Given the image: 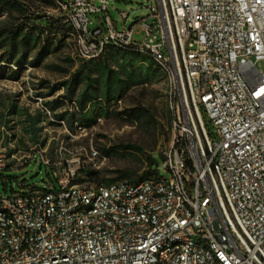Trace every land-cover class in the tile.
I'll use <instances>...</instances> for the list:
<instances>
[{"label":"built area","instance_id":"1","mask_svg":"<svg viewBox=\"0 0 264 264\" xmlns=\"http://www.w3.org/2000/svg\"><path fill=\"white\" fill-rule=\"evenodd\" d=\"M100 1L58 2L75 56L149 57L178 97L170 148L137 183L78 186L40 156L55 184L0 194V264H264V0H157L121 31Z\"/></svg>","mask_w":264,"mask_h":264},{"label":"rangeland","instance_id":"2","mask_svg":"<svg viewBox=\"0 0 264 264\" xmlns=\"http://www.w3.org/2000/svg\"><path fill=\"white\" fill-rule=\"evenodd\" d=\"M89 1L101 9L100 0ZM105 1L116 31L123 25L137 28L134 23L149 15L150 7L158 8L157 0ZM104 17L97 12L90 19ZM74 41L57 0H0L2 196L55 184L37 163L40 156L60 171L73 172L78 186L122 181L121 171H137L123 181H140L153 176L151 167L162 166L178 102L164 74L145 55L111 48L82 61ZM204 124L214 138V127ZM150 156L156 160L151 167ZM89 171L97 177L91 179Z\"/></svg>","mask_w":264,"mask_h":264},{"label":"trees","instance_id":"3","mask_svg":"<svg viewBox=\"0 0 264 264\" xmlns=\"http://www.w3.org/2000/svg\"><path fill=\"white\" fill-rule=\"evenodd\" d=\"M58 2H60V1H62V0H57ZM63 2V1H62ZM53 22L51 21L49 24H52ZM108 48H111V49H113V50H117V51H119V52H124V53H130V54H137V53H134V52H130V51H123V50H120V49H118V48H115V47H113V46H109ZM107 48V49H108ZM106 49V50H107ZM105 52V51H104ZM92 61V60H91ZM149 160H150V167L152 166V165H154L155 163H156V160H155V158L153 157V156H150L149 157ZM150 170L151 171H153L152 170V167L150 168ZM87 173V176H90V178L91 179H93V178H95V177H97V172H95V171H89V172H86ZM121 175H120V179L119 180H130V178L132 177V176H134V175H136V173H137V171H130V172H127V173H125L124 171H121V172H119ZM133 183H137V182H139V180L138 179H136V180H134V181H132ZM95 185V184H94ZM98 185H100V184H98Z\"/></svg>","mask_w":264,"mask_h":264}]
</instances>
